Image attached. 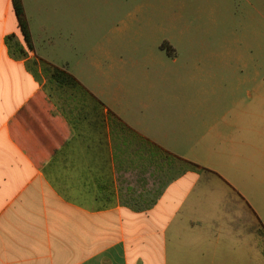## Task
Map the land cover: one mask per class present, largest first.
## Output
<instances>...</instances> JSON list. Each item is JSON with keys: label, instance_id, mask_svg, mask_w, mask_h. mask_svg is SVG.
<instances>
[{"label": "crops", "instance_id": "0c3cea01", "mask_svg": "<svg viewBox=\"0 0 264 264\" xmlns=\"http://www.w3.org/2000/svg\"><path fill=\"white\" fill-rule=\"evenodd\" d=\"M101 1L103 24L85 23V0H22L28 49L0 0V264H264V94L150 77ZM161 45L159 62L179 61Z\"/></svg>", "mask_w": 264, "mask_h": 264}, {"label": "rangeland", "instance_id": "374dc122", "mask_svg": "<svg viewBox=\"0 0 264 264\" xmlns=\"http://www.w3.org/2000/svg\"><path fill=\"white\" fill-rule=\"evenodd\" d=\"M114 5L117 50L130 54L142 49L150 69L159 70L148 72L150 77L173 78L177 72L170 85L184 87L191 73L190 87L197 90L260 89L264 94V0H115ZM84 6L85 23L101 19L103 24V1L85 0ZM164 41L180 56L176 63L159 62L167 55ZM52 93L61 103V92Z\"/></svg>", "mask_w": 264, "mask_h": 264}, {"label": "trees", "instance_id": "16d2710c", "mask_svg": "<svg viewBox=\"0 0 264 264\" xmlns=\"http://www.w3.org/2000/svg\"><path fill=\"white\" fill-rule=\"evenodd\" d=\"M12 5L14 12L16 14L20 31L22 33L24 42L28 49H32V38L28 26V22L25 16L24 7L22 4V0H12ZM42 72L57 86L60 88H64L65 90H71L73 93L79 94L83 99L79 98L77 100L85 102H93L97 104L103 103L96 98L89 90L71 73L66 71L65 69L59 68L57 66H53L47 62H41ZM70 97H73L72 93L68 94Z\"/></svg>", "mask_w": 264, "mask_h": 264}]
</instances>
